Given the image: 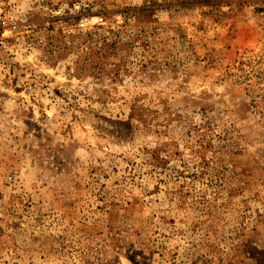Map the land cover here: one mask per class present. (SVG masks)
<instances>
[{
  "label": "rangeland",
  "instance_id": "1",
  "mask_svg": "<svg viewBox=\"0 0 264 264\" xmlns=\"http://www.w3.org/2000/svg\"><path fill=\"white\" fill-rule=\"evenodd\" d=\"M0 264H264V0H0Z\"/></svg>",
  "mask_w": 264,
  "mask_h": 264
},
{
  "label": "trees",
  "instance_id": "2",
  "mask_svg": "<svg viewBox=\"0 0 264 264\" xmlns=\"http://www.w3.org/2000/svg\"><path fill=\"white\" fill-rule=\"evenodd\" d=\"M201 158H202V160H200L199 165H201L202 168L204 169V168H206L208 161H206L205 158L202 156H201Z\"/></svg>",
  "mask_w": 264,
  "mask_h": 264
},
{
  "label": "built area",
  "instance_id": "3",
  "mask_svg": "<svg viewBox=\"0 0 264 264\" xmlns=\"http://www.w3.org/2000/svg\"><path fill=\"white\" fill-rule=\"evenodd\" d=\"M103 18H101V21H102Z\"/></svg>",
  "mask_w": 264,
  "mask_h": 264
}]
</instances>
